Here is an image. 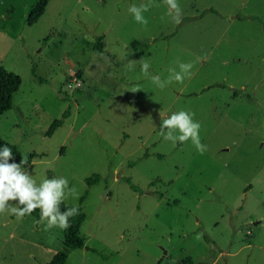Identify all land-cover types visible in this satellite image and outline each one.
I'll use <instances>...</instances> for the list:
<instances>
[{
	"label": "rangeland",
	"instance_id": "1",
	"mask_svg": "<svg viewBox=\"0 0 264 264\" xmlns=\"http://www.w3.org/2000/svg\"><path fill=\"white\" fill-rule=\"evenodd\" d=\"M37 1L0 0V67L22 80L0 137L21 160L38 155L37 185L68 179L79 197L64 203L87 192L80 234L99 254L73 250L65 264H264V0H178V25L155 0L146 27L128 8L147 0H49L28 27ZM141 61L162 80L178 62L194 63V75L160 90ZM182 110L201 124L202 155L160 134ZM62 235L8 209L0 264H44Z\"/></svg>",
	"mask_w": 264,
	"mask_h": 264
},
{
	"label": "clouds",
	"instance_id": "2",
	"mask_svg": "<svg viewBox=\"0 0 264 264\" xmlns=\"http://www.w3.org/2000/svg\"><path fill=\"white\" fill-rule=\"evenodd\" d=\"M167 8V13L175 24L182 22L183 11L178 0H163ZM159 6L155 0H147L139 6L133 4L128 8L134 21L142 26H147L148 20L144 13L152 7ZM163 20V17L161 18ZM151 65L146 61H141V74L148 78L160 90L165 89L173 82L182 84L186 79H191L194 75L192 69L194 63L178 62V71L176 68L169 69V76L162 80L159 75H151L149 72ZM139 87L132 89L131 92L139 91ZM194 113L188 111H179L170 115L163 121L160 127V134L165 140L185 143L191 141L199 154L207 151V146L201 143L200 128L201 124L193 119ZM13 159L12 151L5 146L0 149V213L11 209L17 219H23L30 215L34 210L39 209L41 213V222L46 221L47 228L59 227L67 230L70 225V218L79 215L77 207H72L61 211L60 205L69 197L78 199L79 193L75 187L69 186V181L65 177L52 179H43L37 185L31 175L24 170L23 165L26 158L20 163H9ZM16 202L13 207L9 202Z\"/></svg>",
	"mask_w": 264,
	"mask_h": 264
},
{
	"label": "trees",
	"instance_id": "3",
	"mask_svg": "<svg viewBox=\"0 0 264 264\" xmlns=\"http://www.w3.org/2000/svg\"><path fill=\"white\" fill-rule=\"evenodd\" d=\"M163 1V0H159ZM49 0H38L32 7L31 10L26 17L25 23L26 26L30 27L33 24H35L38 19L42 16L44 13L45 7ZM252 19H256V17L252 16ZM102 36L97 37L95 41V46L93 50L96 52H99V42L101 40ZM32 76L36 77L35 74V69L32 67L31 69ZM79 75V74H78ZM37 81L39 83L42 82L41 79L37 78ZM22 83V80L20 76L17 74L10 72L3 67H0V116L7 110H9L12 107V96L15 94V92L18 91L20 85ZM220 86V85H216ZM211 86H208L210 88ZM79 93L80 91H76ZM70 104L68 107L65 109V111L62 113L61 117L54 120L51 125L48 127L47 131L44 133L46 136H50L58 127H60L64 121V119L67 117V115L70 112ZM9 147L12 151V156L13 159L9 161V163H20L21 162V155L18 151V149L12 145L3 140L0 137V149L3 147ZM38 155L35 153H30L26 159V163L23 165L24 170H26L28 173L31 170L32 166V159L34 157H37ZM100 180V175L99 174H93L90 177H88L85 182L86 185L89 187L95 183H97ZM125 181L128 183L129 188L133 191H136L137 188L130 183L129 179H125ZM86 191L80 196L79 198V203L77 206L79 210V215H76L72 218H70V227L67 230H63V235H62V241H61V246L60 249L50 258V260L44 264H65L66 259L70 252L73 250H78V249H84L86 251L92 252V253H98L95 249L87 247L85 245V238L80 234V227L82 223L84 222L86 215L83 211V208L81 206L82 202L84 201V198L86 196ZM161 198L162 195H159ZM74 207L73 205H69L66 203H62L60 205L61 211L67 210L69 208ZM37 221L41 219V213L39 209L34 210L31 214ZM99 254V253H98ZM102 259H105L106 257L102 254H100ZM182 263L185 264H194V261L191 260L190 258H185L183 259Z\"/></svg>",
	"mask_w": 264,
	"mask_h": 264
},
{
	"label": "crops",
	"instance_id": "4",
	"mask_svg": "<svg viewBox=\"0 0 264 264\" xmlns=\"http://www.w3.org/2000/svg\"><path fill=\"white\" fill-rule=\"evenodd\" d=\"M41 220V219H40Z\"/></svg>",
	"mask_w": 264,
	"mask_h": 264
}]
</instances>
